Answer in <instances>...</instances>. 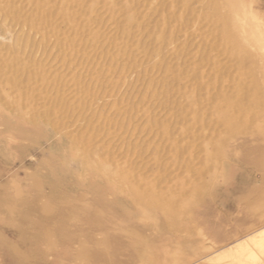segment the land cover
<instances>
[{
  "label": "rangeland",
  "instance_id": "rangeland-1",
  "mask_svg": "<svg viewBox=\"0 0 264 264\" xmlns=\"http://www.w3.org/2000/svg\"><path fill=\"white\" fill-rule=\"evenodd\" d=\"M208 1L0 0V241L9 250L20 243L37 264H75L86 240L93 264H138L148 259L144 247L118 232L130 225L150 237L156 264H174L179 250L183 264H209L258 221L241 196L252 194L254 204L264 190V171L245 152L264 147V102L252 91L264 61L257 51L236 57L223 43L221 15L204 16ZM229 103L239 118L223 123ZM31 173L59 206L52 216L39 208ZM82 202L115 215L107 258L96 244L98 222L73 219ZM10 203L22 215L9 213ZM55 222L63 227L48 251L42 228ZM17 262L0 250V264Z\"/></svg>",
  "mask_w": 264,
  "mask_h": 264
},
{
  "label": "bare ground",
  "instance_id": "bare-ground-1",
  "mask_svg": "<svg viewBox=\"0 0 264 264\" xmlns=\"http://www.w3.org/2000/svg\"><path fill=\"white\" fill-rule=\"evenodd\" d=\"M257 0H209L207 2V5H206V10L204 12V16L209 18V17H214L216 18V16H219L222 20V24L220 25L219 27V31H220V34L222 36V40H223V43L232 47V51L234 50L235 52V55L236 57H240V58H244V57H251L252 56V52L255 54V51H257L261 57H262V60L264 61V12H262L261 10H259L258 8H260L256 3ZM264 1V0H262ZM227 9V10H225ZM262 9V8H260ZM204 17V18H205ZM218 17V18H219ZM214 18V19H215ZM217 20V19H216ZM218 27V26H217ZM218 31V30H217ZM257 54V53H256ZM234 56V55H233ZM237 57V58H238ZM239 58V59H240ZM252 58V57H251ZM254 58V57H253ZM243 60V59H242ZM248 60V59H247ZM246 60V61H247ZM245 61V60H244ZM260 62V61H259ZM262 62V61H261ZM245 63V62H244ZM248 62H246L245 64H247ZM251 63V61H250ZM249 63V65H251ZM264 63V62H263ZM241 64V62H240ZM253 64H256V63H253ZM248 67V65H245ZM251 67V66H250ZM254 68V67H253ZM264 68V67H263ZM243 70V69H242ZM245 71V70H244ZM245 72H249V71H245ZM248 73H246L245 75H247ZM264 75V73L262 74ZM244 76V75H243ZM264 77V76H263ZM262 76L258 77L257 76V79H256V83L254 84L253 86V93L255 94V97H256V100L260 101V102H264V87L262 86L264 84V78ZM242 78V77H241ZM243 79V78H242ZM241 79V80H242ZM9 83V82H7ZM241 83V82H240ZM11 85L15 86L16 84H18L17 81H10ZM250 87V86H249ZM241 88V87H240ZM248 88V87H247ZM246 89V88H245ZM249 89V88H248ZM6 92H9L8 89L5 90ZM243 91V89H242ZM241 92V91H240ZM243 92H246V91H243ZM239 94V93H238ZM237 94V95H238ZM241 94V93H240ZM243 95V94H242ZM239 96V95H238ZM237 96V98H238ZM235 98V97H233ZM257 102V101H256ZM14 104V103H13ZM261 104V103H260ZM15 105V104H14ZM234 105V104H233ZM233 105L232 103H229L227 104V113L224 117L221 118L222 122L226 123V122H231L233 121L234 119H237L239 118L238 114L236 115L235 113V110H236V106L234 107V111H233ZM18 108V107H17ZM20 108V107H19ZM18 108V109H19ZM240 108V107H239ZM249 107H245L243 111H246V112H250L251 110L248 109ZM264 108V107H263ZM21 110H23L21 108ZM18 113L20 112V109L17 110ZM238 111V110H237ZM264 111V110H263ZM24 112V111H23ZM245 113V112H244ZM22 114V113H21ZM247 114V113H246ZM24 115V114H23ZM20 118V117H19ZM21 118H22V115H21ZM248 118V117H247ZM23 119H26L23 117ZM30 118H28L29 120ZM249 119V118H248ZM16 120V119H15ZM31 121V120H29ZM6 122V120H5ZM20 122L19 124H22V123H25L23 121H18ZM35 125H40L41 123H44L42 120H38L37 122L35 121H32ZM7 123V122H6ZM17 122L16 123H13V126H17ZM7 127V126H6ZM264 127V126H263ZM21 128V127H20ZM24 128V127H23ZM6 129V128H5ZM28 129V128H27ZM261 129V128H259ZM7 130V129H6ZM16 130V129H15ZM30 130V129H29ZM28 130V131H29ZM24 131V130H23ZM8 132V131H7ZM6 132V133H7ZM26 132V131H25ZM39 132V131H38ZM40 133V132H39ZM50 133V132H49ZM3 134V133H2ZM14 134V133H13ZM36 134V133H35ZM9 135V134H8ZM23 135V134H22ZM42 135V134H41ZM28 136V135H26ZM25 136V137H26ZM33 135H31L32 137ZM40 136V135H39ZM38 136V137H39ZM15 137V136H14ZM7 138V137H6ZM27 138V137H26ZM25 138V139H26ZM34 139V137H32ZM10 139V137H9ZM16 139V138H14ZM24 139V140H25ZM28 139V138H27ZM26 139V140H27ZM18 140V139H17ZM23 140V139H22ZM39 140V139H38ZM6 141V140H5ZM13 141V140H12ZM35 141V140H34ZM40 141V140H39ZM23 142V141H21ZM24 143V142H23ZM22 143V144H23ZM10 144V143H8ZM12 144V143H11ZM21 144V146H23ZM224 144V143H223ZM20 145V144H19ZM27 145V144H26ZM30 146H32L31 144H29ZM18 146V145H17ZM25 146V145H24ZM35 146V145H34ZM47 146V145H45ZM33 147V146H32ZM43 147V146H42ZM48 147V146H47ZM46 147V148H47ZM45 148V147H43ZM218 148V147H217ZM20 149V148H19ZM36 149V148H35ZM37 149L39 150V148L37 147ZM53 149V148H52ZM51 149V150H52ZM27 150V148H26ZM30 150V149H29ZM36 151V150H35ZM34 151V152H35ZM42 151V150H41ZM53 151V150H52ZM51 151V153H52ZM220 151V150H219ZM218 151V152H219ZM33 152V151H32ZM54 152V151H53ZM214 152H217V151H214ZM246 152V155H254V161L253 163L256 164L257 167L261 168V170L264 171V147H258V148H254L252 151H245ZM27 153V152H26ZM29 153V152H28ZM31 153V152H30ZM29 153V154H30ZM37 153H41V152H37ZM48 153V152H47ZM46 153V154H47ZM49 153V154H51ZM24 154V153H23ZM33 154V153H32ZM27 155V154H26ZM43 155V154H42ZM53 155V154H52ZM61 155V154H60ZM90 155V154H89ZM95 155V154H93ZM93 155H91V157L93 158ZM48 156V155H47ZM51 156V155H50ZM56 156V155H53V157ZM86 156V154H85ZM83 155V157H85ZM88 156V155H87ZM96 156V155H95ZM94 156V157H95ZM28 157V156H27ZM38 158V157H37ZM44 158V157H43ZM46 158V157H45ZM48 158V157H47ZM50 158V157H49ZM89 159L93 160L92 158H90L88 156ZM33 159V157H32ZM40 159V158H39ZM38 159V160H39ZM52 159V158H50ZM57 159V158H56ZM55 159V160H56ZM88 159V160H89ZM96 159V158H95ZM94 159V160H95ZM100 159V158H99ZM24 160V159H23ZM31 160V159H30ZM90 160V161H91ZM103 160V158H102ZM32 161V160H31ZM47 161V160H46ZM87 160H85V164L87 163L86 162ZM97 161V159H96ZM105 161V159H104ZM34 162V161H33ZM50 162V161H49ZM69 162V161H68ZM107 162V161H105ZM103 162V163H105ZM32 163V162H31ZM54 163V162H53ZM72 163V161H71ZM90 163H100L99 161L98 162H90ZM89 163V164H90ZM33 164V163H32ZM56 164V163H55ZM88 164V163H87ZM92 164V166H94ZM102 164V162H101ZM31 165V164H30ZM52 165V163H51ZM57 165V164H56ZM105 165H108V162L107 164H102V168L105 169ZM88 166V165H87ZM86 166V167H87ZM91 166V167H92ZM96 166V165H95ZM94 166V167H95ZM98 166V165H97ZM104 166V167H103ZM47 167V165H46ZM85 167V168H86ZM93 167V168H94ZM99 168L100 167V164L98 166ZM114 167V166H113ZM54 168V167H53ZM97 169V167H95ZM101 168V169H102ZM117 170H119V168L121 167H116ZM42 169V168H41ZM40 169V170H41ZM51 169V168H50ZM55 169L57 170V168L55 167ZM89 169H90V165H89ZM100 169V170H101ZM95 170V169H94ZM114 170H115V167H114ZM54 171V170H53ZM90 171V170H89ZM103 171V170H101ZM116 171V170H115ZM114 171V172H115ZM123 171V170H122ZM35 172V171H34ZM51 172V170H50ZM60 172V171H59ZM90 172H93V171H90ZM114 172L111 171L110 175L111 177L112 176V173L114 175ZM103 173V172H102ZM43 174V173H42ZM55 174V173H54ZM88 174V173H87ZM86 174V175H87ZM106 173H104V176ZM118 174V173H117ZM122 174V172H121ZM52 175V174H50ZM57 174H55L54 176H56ZM58 176V175H57ZM116 176V175H115ZM114 176V177H115ZM94 177V176H93ZM107 177V176H106ZM119 177V176H118ZM72 178V177H71ZM88 178V177H87ZM65 179V178H64ZM110 179V178H109ZM30 180H31V185L33 187V189L36 191V193H38L41 197L40 199V204H39V208L41 210V212L46 215V216H52L56 210H58V205H55L56 203L51 201L50 198H48L47 196L49 195H45L46 192L48 191H45L44 194H43V189H44V185H45V180L43 178H41V176H39L38 174L36 173H31L30 174ZM108 180V179H107ZM111 180V179H110ZM126 179H124L125 181ZM128 180V179H127ZM126 180V181H127ZM67 181V180H66ZM65 181V182H66ZM72 181V180H71ZM65 184V183H64ZM71 184V183H70ZM73 184V183H72ZM78 184V183H77ZM14 189H15V192L17 194V196L20 197L21 200V203H25V199H23V191H22V186L18 183V182H14ZM66 185V184H65ZM87 185V184H86ZM125 185H126V182H125ZM128 185V184H127ZM131 185V184H130ZM77 186V185H76ZM79 186V185H78ZM77 186V187H78ZM88 187L90 186L87 185ZM61 187V186H60ZM70 187V186H69ZM76 187V188H77ZM128 187V186H127ZM130 187V186H129ZM131 187H134L133 185H131ZM46 188V187H45ZM67 188V187H66ZM75 188V187H74ZM135 188V187H134ZM133 188V189H134ZM82 189V188H81ZM78 190V189H77ZM90 190V188L88 189ZM92 190V189H91ZM90 190V191H91ZM96 190V189H95ZM94 190V191H95ZM132 190V189H131ZM50 191V190H49ZM67 191V190H66ZM86 191V190H85ZM63 192V191H62ZM78 192V191H77ZM100 192V190H99ZM98 192V193H99ZM135 193L138 192V191H134ZM51 193V192H50ZM53 193V192H52ZM51 193V194H52ZM71 193V192H70ZM82 193V192H81ZM89 193V192H88ZM92 193V192H90ZM95 193V192H94ZM139 193V192H138ZM137 193V194H138ZM172 193V192H171ZM67 194V193H66ZM79 194V193H78ZM87 194V193H86ZM97 194V193H95ZM101 194V193H100ZM99 194V195H100ZM164 193L160 194V195H163ZM260 198L257 200L256 203L254 204H251L250 205V210L251 212L257 214V215H260V217L262 218V220L264 219V190H261L260 191ZM72 195V194H70ZM80 195V194H79ZM153 195V194H152ZM166 195V193H165ZM167 197H169V194L167 193ZM50 196V195H49ZM73 196V195H72ZM94 196V195H93ZM97 196V195H96ZM137 196V195H136ZM150 196V195H149ZM158 196V195H157ZM173 196V194H172ZM256 195H254L255 197ZM61 197V196H60ZM65 197V196H64ZM75 197V195L73 196V198ZM138 197V196H137ZM155 196H153L154 198ZM166 197V196H164ZM171 197V196H170ZM169 197V198H170ZM174 197V196H173ZM78 198V197H77ZM89 198V195L88 197ZM145 198H147L145 196ZM149 198V197H148ZM152 198V197H151ZM151 202H154L152 201L153 198L151 199ZM160 198V196H159ZM162 198V197H161ZM177 198V197H176ZM76 199V198H75ZM144 199V198H142ZM155 199L157 200L158 198L155 197ZM68 200V199H67ZM96 200V199H95ZM101 200V199H100ZM100 200H98V203H101L99 202ZM140 200V199H139ZM149 199H147L146 201H150ZM155 200V201H156ZM163 200V198H162ZM162 200H159V201H156V202H163L162 204L164 205V201ZM178 200V199H177ZM71 201V200H70ZM97 201V200H96ZM94 201V202H96ZM143 201V200H142ZM145 201V199H144ZM145 201V202H146ZM172 201V200H171ZM79 202V201H78ZM114 202V201H113ZM137 202L139 203V201L137 200ZM141 202V201H140ZM144 202V204H145ZM173 202H175L173 200ZM172 204L175 206V204ZM178 202V201H177ZM2 203V202H1ZM64 203V202H63ZM77 203V202H76ZM80 203V202H79ZM117 203V202H116ZM137 203V204H138ZM150 203V202H149ZM169 203V201L167 202V204ZM176 203V202H175ZM11 204V203H10ZM82 204L84 205V203L82 202ZM93 204V203H92ZM92 204H89L87 202V204H85L82 208H78L76 207V210L77 212H73V219L78 221V222H83L84 224H87L88 225V221L89 220H96L95 222H98V226L100 227V233H99V236L97 235L98 239H97V247L98 249L100 250V252H102L103 256H105L106 258L109 256V254L111 253L110 251L113 250V242L111 240V235L109 234V228H107V223L109 222V220L113 219L115 215H112L113 217H110L109 215V212L107 207H102V206H99L98 204L96 205H92ZM95 204V203H94ZM102 204V203H101ZM107 204V203H105ZM142 204V203H141ZM140 204V205H141ZM148 204V203H146ZM151 204V203H150ZM154 204V203H153ZM103 205V204H102ZM108 205V204H107ZM118 205V204H117ZM159 205V203H158ZM162 205V207H164ZM171 205V206H172ZM152 206H157V203L156 205H152ZM169 206V205H168ZM167 206V207H168ZM2 207V206H1ZM8 209H9V213H11L12 215H17L19 216V213H21L22 215V212L20 210V208L17 206L16 203L14 204H11L9 206H7ZM121 207V205H120ZM127 207V206H126ZM130 207V206H128ZM145 207H147L149 209V206L146 205ZM159 207V206H158ZM161 207V206H160ZM159 207V208H160ZM166 207V206H165ZM34 208V207H33ZM36 208V207H35ZM57 208V209H56ZM119 208V207H118ZM153 208V207H152ZM121 209V208H120ZM126 209V208H125ZM156 209V207H155ZM154 209V210H155ZM164 209V208H162ZM172 209V207L170 208V210ZM7 210V208H6ZM5 210V211H6ZM23 210V209H22ZM30 210V208H29ZM119 210V209H117ZM129 210V209H128ZM158 210V209H157ZM31 211V210H30ZM115 211V210H114ZM127 211V210H125ZM26 212V211H25ZM131 213V211H129ZM128 212V213H129ZM150 212V211H149ZM165 212H166V209H165ZM169 212V210H168ZM247 212V211H246ZM29 213V212H28ZM112 213V212H111ZM120 213V212H119ZM122 213V212H121ZM120 213V214H121ZM175 213V211H173V214ZM10 214V215H11ZM25 214V213H24ZM27 214V212H26ZM25 214V215H26ZM40 214V213H39ZM114 214V213H113ZM118 214V215H120ZM123 214V213H122ZM9 215V214H8ZM31 215V214H30ZM29 215V216H30ZM180 216V214H178ZM251 215V214H250ZM16 216V217H17ZM32 216V215H31ZM72 216V215H71ZM121 216V215H120ZM119 216V217H120ZM119 217H118V221H119ZM122 217V216H121ZM130 217V215H129ZM177 217V216H175ZM12 218V217H11ZM21 218V217H20ZM24 219L28 218V216H26V218L23 216ZM123 218V217H122ZM121 218V219H122ZM180 218V217H179ZM127 218L124 217V220H126ZM27 220V219H26ZM29 220V219H28ZM136 220V219H135ZM30 221V220H29ZM32 221V219H31ZM35 221V220H34ZM176 221V220H175ZM180 221V220H179ZM261 221V220H260ZM28 222V221H27ZM123 222V221H121ZM29 223V222H28ZM34 223V222H33ZM263 223V222H262ZM37 224V223H36ZM40 224V223H39ZM123 224V223H121ZM120 224V225H121ZM126 224V223H125ZM41 225V224H40ZM65 225V224H64ZM96 225V224H95ZM124 225V224H123ZM36 226V225H35ZM252 226V225H251ZM33 227V226H32ZM42 227V226H41ZM118 232L120 233L121 237L123 238V236H129L131 238H135L136 239V242H140L142 244V246L144 247V250L145 252L148 254V259L147 260H142L140 261L138 264H156V257L154 256V248L152 247V242L151 240L145 236L146 234H142L143 232H141L139 229H137V227H134V226H128L126 225V227H122V226H118ZM11 228V227H10ZM9 228V229H10ZM60 225L58 224H53L52 226H43V231H44V236H45V243H46V248L48 251H51V250H54L55 247H56V242L54 240V234H55V230L57 229V231L60 230ZM14 229V228H13ZM38 229V226L37 228ZM67 229V228H66ZM64 230V229H63ZM61 231V230H60ZM248 234L246 236H244L243 238L239 239L236 241V245L234 247H229L228 249L226 248L224 251L221 250L220 254L217 253V255L215 256V258L212 256V259L213 261H216L218 264H264V226H261V225H258V226H253V227H249V230H248ZM64 234V233H63ZM60 235V234H59ZM129 239V238H128ZM235 239V238H234ZM181 240V239H180ZM206 242V241H205ZM37 243V242H36ZM91 243V242H90ZM90 243L89 241L87 242L86 240H82L80 245L78 246L77 248V252L80 253V255L76 258V261H75V264H93V261H94V254L92 252V247L90 246ZM20 244V243H19ZM19 244H17L16 246H14L13 250H14V255L16 256V258L18 259V262L16 264H24L23 261H27L26 264H37V262L35 261V259L32 258L31 255H29V253L23 249ZM117 244V242H116ZM188 245V244H187ZM186 245V247H187ZM207 245V244H206ZM9 244H6L5 242H2L0 241V250L4 252H8L9 248H8ZM117 246V245H116ZM189 246V245H188ZM10 247V246H9ZM178 247V246H176ZM191 250L195 251V249L191 246H189ZM212 247V246H211ZM228 247V246H227ZM213 248V247H212ZM176 249V248H175ZM180 249V248H179ZM186 249V248H185ZM223 249V248H222ZM11 250V249H10ZM178 251V249H176ZM187 250V249H186ZM185 250V251H186ZM212 250V249H211ZM76 251V250H75ZM188 251V250H187ZM186 251V252H187ZM38 252V250H37ZM180 252V250L178 251ZM177 254H173L174 255V264H183L184 263V258H185V254H180L178 253ZM181 252H182V247H181ZM184 252V251H183ZM185 252V253H186ZM196 253V252H195ZM101 254V253H100ZM185 255V256H184ZM215 255V254H214ZM189 256V255H188ZM96 257V256H95ZM37 258V257H36ZM99 258V257H98ZM110 259V258H108ZM112 259H115L112 258ZM6 260V259H5ZM168 261V260H167ZM212 263H215L213 262ZM6 262V261H5ZM39 263V262H38ZM172 263V262H171ZM187 263V262H186ZM212 263H209V264H212ZM6 264V263H5Z\"/></svg>",
  "mask_w": 264,
  "mask_h": 264
},
{
  "label": "crops",
  "instance_id": "crops-1",
  "mask_svg": "<svg viewBox=\"0 0 264 264\" xmlns=\"http://www.w3.org/2000/svg\"><path fill=\"white\" fill-rule=\"evenodd\" d=\"M254 184V183H253ZM14 185V184H13ZM15 186V185H14ZM22 189V188H21ZM14 191H15V189H14ZM22 191L24 192V189H22ZM36 192V191H35ZM24 194V193H23ZM241 199H242V201L244 202V209H245V211H247L246 213L250 216V217H255V218H257L258 219V221L257 222H255V223H252L249 227H253V226H258V225H261L262 224V218L260 217V215H257V214H255V213H253V212H251V210H250V205L251 204H253V202L255 201L253 198H252V194H249V193H246V194H244V195H242L241 196ZM57 209V208H56ZM251 214V215H250ZM261 220V221H260ZM56 224H57V222H55ZM54 223V224H55ZM60 225V227L62 228L63 227V224H59ZM249 227L246 229V234L244 235V236H246L249 232H248V230H249ZM60 228V229H61ZM42 233H44V231L42 230ZM44 235V234H43ZM244 236H242V237H237V238H235V240H234V242H236L237 240H239V239H241V238H243ZM44 238H45V236H44ZM57 229L55 230V234H54V240H55V242H56V246H57ZM56 248V247H55ZM8 253H9V255L14 259L16 256L14 255V251H12V250H8ZM23 263L24 264H26L27 263V261L25 260V261H23Z\"/></svg>",
  "mask_w": 264,
  "mask_h": 264
}]
</instances>
